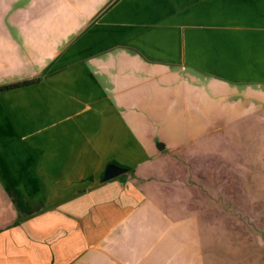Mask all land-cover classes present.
Wrapping results in <instances>:
<instances>
[{
	"label": "crops",
	"instance_id": "crops-1",
	"mask_svg": "<svg viewBox=\"0 0 264 264\" xmlns=\"http://www.w3.org/2000/svg\"><path fill=\"white\" fill-rule=\"evenodd\" d=\"M173 78L264 101V0H0V264H206L199 190L137 185Z\"/></svg>",
	"mask_w": 264,
	"mask_h": 264
},
{
	"label": "rangeland",
	"instance_id": "rangeland-1",
	"mask_svg": "<svg viewBox=\"0 0 264 264\" xmlns=\"http://www.w3.org/2000/svg\"><path fill=\"white\" fill-rule=\"evenodd\" d=\"M209 91L182 95L173 78L157 110L142 112L137 185L169 184L176 199L175 175L185 174L199 190L183 196L200 217L206 264H264V101Z\"/></svg>",
	"mask_w": 264,
	"mask_h": 264
},
{
	"label": "water",
	"instance_id": "water-1",
	"mask_svg": "<svg viewBox=\"0 0 264 264\" xmlns=\"http://www.w3.org/2000/svg\"><path fill=\"white\" fill-rule=\"evenodd\" d=\"M127 171L126 168L120 167L116 164L110 163L106 166L102 178L101 180L104 181H108L110 179H113L117 176H119L122 173H125Z\"/></svg>",
	"mask_w": 264,
	"mask_h": 264
},
{
	"label": "trees",
	"instance_id": "trees-1",
	"mask_svg": "<svg viewBox=\"0 0 264 264\" xmlns=\"http://www.w3.org/2000/svg\"><path fill=\"white\" fill-rule=\"evenodd\" d=\"M36 81H37V79H35V80H26V81H22V82L13 83V84L2 85V86H0V92L6 91V90H10V89H13V88H16V87L32 84V83H35Z\"/></svg>",
	"mask_w": 264,
	"mask_h": 264
}]
</instances>
